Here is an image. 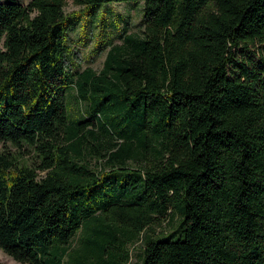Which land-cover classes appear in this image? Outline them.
Returning a JSON list of instances; mask_svg holds the SVG:
<instances>
[{
    "label": "trees",
    "instance_id": "16d2710c",
    "mask_svg": "<svg viewBox=\"0 0 264 264\" xmlns=\"http://www.w3.org/2000/svg\"><path fill=\"white\" fill-rule=\"evenodd\" d=\"M71 1L142 2L144 30L73 70L68 0L0 1V145L40 159L0 154V249L127 264L179 218L143 264H264V0Z\"/></svg>",
    "mask_w": 264,
    "mask_h": 264
},
{
    "label": "rangeland",
    "instance_id": "374dc122",
    "mask_svg": "<svg viewBox=\"0 0 264 264\" xmlns=\"http://www.w3.org/2000/svg\"><path fill=\"white\" fill-rule=\"evenodd\" d=\"M6 1V0H0ZM28 5L31 0H17ZM144 4L142 2L127 1L120 4H102L89 8L78 7L71 0H68L66 14L69 17L67 29V42L71 49L70 61L73 70H84L93 68L100 72L105 65L110 44H121L119 35L123 30L128 29L129 34H141L144 30L143 24ZM86 106H81L77 100L76 93L70 96V113L77 117ZM25 147L20 150L7 145H0V154L11 155L18 163L29 165L40 164V159L35 153H28ZM25 153V155H24ZM24 155V156H23ZM94 170L106 173L109 169L92 163ZM135 167V166H131ZM42 176L46 172L41 173ZM180 226V219L172 221L159 220L155 222L144 236L140 237L134 244L127 247L131 258L127 264H143L145 240L147 236L154 239H162L173 235ZM176 239V238H175ZM68 259V258H67ZM0 264H23L15 261L0 249Z\"/></svg>",
    "mask_w": 264,
    "mask_h": 264
}]
</instances>
